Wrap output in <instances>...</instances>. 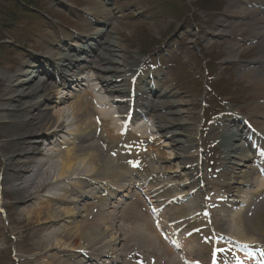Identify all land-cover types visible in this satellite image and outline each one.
Instances as JSON below:
<instances>
[{"label": "bare ground", "instance_id": "6f19581e", "mask_svg": "<svg viewBox=\"0 0 264 264\" xmlns=\"http://www.w3.org/2000/svg\"><path fill=\"white\" fill-rule=\"evenodd\" d=\"M260 4L249 14L232 9L236 18L249 17L257 41L264 39ZM109 12L96 9L99 17ZM88 24L90 32L71 39L83 45L49 50L53 75L30 56L16 73L2 75L0 199L11 196L13 205L8 200L1 208L22 226L31 264H249L237 248L255 257L252 264H264V102L249 114L240 109L244 118H228L220 128L198 127L172 86L151 83L159 76L141 71L137 59L126 61L110 19ZM234 25L220 26L216 36L232 35ZM239 49L238 41L230 44L226 60H237ZM252 67L242 78L261 83L264 98V44ZM92 70L99 87L89 78L81 90ZM72 87L79 94L60 96ZM42 139L52 148L41 149ZM163 139L170 161L181 166L175 177L186 181L173 182L172 168L163 166ZM204 144L222 150L217 172L204 174L194 164ZM120 194L128 200L116 207ZM227 234L234 245L213 242Z\"/></svg>", "mask_w": 264, "mask_h": 264}, {"label": "rangeland", "instance_id": "374dc122", "mask_svg": "<svg viewBox=\"0 0 264 264\" xmlns=\"http://www.w3.org/2000/svg\"><path fill=\"white\" fill-rule=\"evenodd\" d=\"M103 7L110 12L99 17L96 9ZM241 7L248 14L252 10L257 12L261 7L260 0H0V98L6 88L2 75L16 73L28 56L37 58L39 65L53 75L47 59L53 60L48 55L49 50L60 52L62 47L71 46L74 49L75 44L83 45L71 39L90 32V20L106 18L118 31L119 36L115 37L121 38L126 47L127 62L137 59L142 65L139 67L141 71L145 69L159 76L150 78L151 83L163 81L172 86L178 98L189 103L187 109L191 123L204 129L216 125L220 128L228 118H244L239 114L240 109L247 110L249 114L264 102L261 98L263 91H258L262 84L242 78L243 70H253L264 39H252L249 17H234L232 9ZM230 22L236 23L232 35L217 37L216 30ZM234 38L240 43L241 52L237 60L228 61L226 49L232 43L237 44ZM93 73L94 70L83 74L85 81L81 90L90 83L87 82L89 78H92V84L99 87L97 80L91 77ZM78 91L74 87L64 88L60 96L77 95ZM254 95H259L260 99L249 102L248 99ZM101 96L102 100L108 101L107 94L102 92ZM144 122L153 130L150 137L157 139L159 134L150 118ZM61 136L69 137L67 134ZM59 140L62 141L61 138ZM48 143L42 139L39 146L44 150ZM167 143L163 139L157 144L159 152L164 154L163 159H167L163 166L172 168L169 176L173 182L186 181V178L175 177L181 166L177 161H170L172 152L165 147ZM221 152V149L211 150L204 144L199 149L201 158L194 164L201 167L203 173L209 174L211 169L217 172ZM0 160L1 179L3 159L0 157ZM261 180L264 178L260 177ZM256 189L255 185L250 191ZM123 196L120 194L113 201L116 207L128 200ZM8 197L13 205V197ZM8 200L0 199V264H31L32 254L26 249L29 240L23 237L22 226L1 208ZM87 201L91 202L90 199ZM228 238L230 235L227 234V240L214 242L230 245L232 242ZM241 254L249 260L247 263L252 264L253 255L249 251H242Z\"/></svg>", "mask_w": 264, "mask_h": 264}]
</instances>
